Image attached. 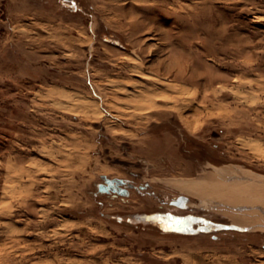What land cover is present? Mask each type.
<instances>
[{
    "label": "rangeland",
    "instance_id": "rangeland-1",
    "mask_svg": "<svg viewBox=\"0 0 264 264\" xmlns=\"http://www.w3.org/2000/svg\"><path fill=\"white\" fill-rule=\"evenodd\" d=\"M0 264H264V0H0Z\"/></svg>",
    "mask_w": 264,
    "mask_h": 264
},
{
    "label": "snow or ice",
    "instance_id": "snow-or-ice-1",
    "mask_svg": "<svg viewBox=\"0 0 264 264\" xmlns=\"http://www.w3.org/2000/svg\"><path fill=\"white\" fill-rule=\"evenodd\" d=\"M175 223H180V221H175Z\"/></svg>",
    "mask_w": 264,
    "mask_h": 264
},
{
    "label": "water",
    "instance_id": "water-1",
    "mask_svg": "<svg viewBox=\"0 0 264 264\" xmlns=\"http://www.w3.org/2000/svg\"><path fill=\"white\" fill-rule=\"evenodd\" d=\"M115 181H116L117 183H120V182H119V181H117V180H115ZM115 181H114V182H115Z\"/></svg>",
    "mask_w": 264,
    "mask_h": 264
},
{
    "label": "bare ground",
    "instance_id": "bare-ground-1",
    "mask_svg": "<svg viewBox=\"0 0 264 264\" xmlns=\"http://www.w3.org/2000/svg\"><path fill=\"white\" fill-rule=\"evenodd\" d=\"M63 94V93H62Z\"/></svg>",
    "mask_w": 264,
    "mask_h": 264
}]
</instances>
